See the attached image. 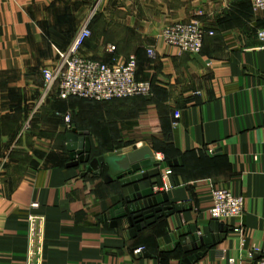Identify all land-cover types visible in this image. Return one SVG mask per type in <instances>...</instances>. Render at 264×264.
<instances>
[{
	"label": "crops",
	"instance_id": "0c3cea01",
	"mask_svg": "<svg viewBox=\"0 0 264 264\" xmlns=\"http://www.w3.org/2000/svg\"><path fill=\"white\" fill-rule=\"evenodd\" d=\"M192 19L213 32L198 53L161 40L164 26ZM87 21L91 36L80 54L108 63L135 56L137 77L152 83L149 95L42 99V70L57 64V50ZM262 27L264 10H253L249 0H0V264H24L32 201L45 217L42 264H181L196 251L186 253L180 238L192 229L210 233L211 191L220 187L243 197V214L224 223L231 230L203 246L192 264L258 258L264 42L256 31ZM148 47L156 49L154 59ZM72 128L87 134L92 158L150 147L161 176L170 170L154 193L167 196L163 205H182L181 212L134 236L126 218L112 226L109 212L121 186L104 181V168L95 175L85 164L68 167ZM173 159L178 164L168 166Z\"/></svg>",
	"mask_w": 264,
	"mask_h": 264
},
{
	"label": "built area",
	"instance_id": "2783aa9c",
	"mask_svg": "<svg viewBox=\"0 0 264 264\" xmlns=\"http://www.w3.org/2000/svg\"><path fill=\"white\" fill-rule=\"evenodd\" d=\"M253 10H264V0H249ZM213 32L207 30L200 20L177 21L164 26L160 32L161 40L179 52L198 53L206 35ZM91 36L88 21L85 22L73 35L67 48L57 50L58 61L54 67L44 68V93L55 92L61 99L71 96L84 99L103 101L117 98L147 96L151 92L152 83L147 79L137 77V59L129 56L124 63L103 62L89 59L80 54V49ZM257 38L264 42V27L256 31ZM110 46L109 50H113ZM147 56L156 57V49L148 47ZM179 113H174L177 119ZM175 124V122H173ZM212 152V150H209ZM170 170L166 169L162 177H166ZM244 199L233 194L225 187L213 188L211 191V205L208 209L213 221L226 223L238 219L243 214ZM37 201H32L26 213L27 248L24 264H42L45 217L36 210ZM235 231L242 228L235 226ZM260 251V250H257ZM261 255L249 262H236L230 259L228 264H264V251Z\"/></svg>",
	"mask_w": 264,
	"mask_h": 264
},
{
	"label": "water",
	"instance_id": "95a60500",
	"mask_svg": "<svg viewBox=\"0 0 264 264\" xmlns=\"http://www.w3.org/2000/svg\"><path fill=\"white\" fill-rule=\"evenodd\" d=\"M66 141L70 156L68 167L85 164V171L95 175H101L104 168L106 171L104 181L117 180L121 186V200L109 212L112 226L116 225L117 219L126 218L134 236L138 231L155 223L157 219L181 212L182 205H163L167 202V196L154 193L153 186L162 187L163 182L159 170L160 162L155 160L150 147L135 145L124 151L92 158L90 142L85 132L72 128L66 135ZM177 164V159L167 161L170 167ZM210 230L209 234L199 236L196 230L192 229L190 234L180 238L179 242L186 253L196 251L195 254L183 258L181 264L195 262L204 255L206 249L200 250L203 246L209 248L216 244L231 228L213 221Z\"/></svg>",
	"mask_w": 264,
	"mask_h": 264
},
{
	"label": "rangeland",
	"instance_id": "374dc122",
	"mask_svg": "<svg viewBox=\"0 0 264 264\" xmlns=\"http://www.w3.org/2000/svg\"><path fill=\"white\" fill-rule=\"evenodd\" d=\"M55 60L56 61H58V55L56 54V56H55ZM49 67V66H48ZM48 67H44V68H48ZM43 84H44V80H43ZM51 94H56L55 92H51ZM46 94L45 93H43V98L42 99H44L45 100V98H46Z\"/></svg>",
	"mask_w": 264,
	"mask_h": 264
},
{
	"label": "trees",
	"instance_id": "16d2710c",
	"mask_svg": "<svg viewBox=\"0 0 264 264\" xmlns=\"http://www.w3.org/2000/svg\"><path fill=\"white\" fill-rule=\"evenodd\" d=\"M136 97V96H135ZM79 98V97H78ZM81 99H84V98H81ZM88 100H90V99H88ZM93 101H96V100H93Z\"/></svg>",
	"mask_w": 264,
	"mask_h": 264
}]
</instances>
